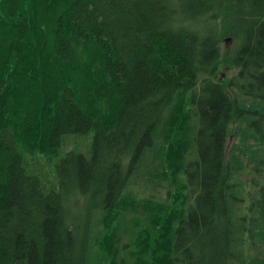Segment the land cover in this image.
Instances as JSON below:
<instances>
[{
  "label": "trees",
  "instance_id": "1",
  "mask_svg": "<svg viewBox=\"0 0 264 264\" xmlns=\"http://www.w3.org/2000/svg\"><path fill=\"white\" fill-rule=\"evenodd\" d=\"M0 264H264V0H0Z\"/></svg>",
  "mask_w": 264,
  "mask_h": 264
},
{
  "label": "rangeland",
  "instance_id": "2",
  "mask_svg": "<svg viewBox=\"0 0 264 264\" xmlns=\"http://www.w3.org/2000/svg\"><path fill=\"white\" fill-rule=\"evenodd\" d=\"M235 42L233 40L225 42V46H230L231 48L234 47Z\"/></svg>",
  "mask_w": 264,
  "mask_h": 264
}]
</instances>
